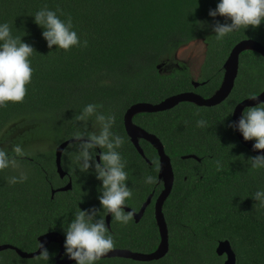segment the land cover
Here are the masks:
<instances>
[{
  "label": "trees",
  "instance_id": "1",
  "mask_svg": "<svg viewBox=\"0 0 264 264\" xmlns=\"http://www.w3.org/2000/svg\"><path fill=\"white\" fill-rule=\"evenodd\" d=\"M217 3L0 0V22H7L12 35L36 51L29 58L33 73L24 100L0 106V139L15 129L22 130L23 137L14 145L23 148L24 155L16 159L28 173L26 181L10 184L8 178L17 175L16 170H0V245L31 253L38 249V238L50 232L61 235L64 243L63 226L71 222L77 208L100 207L97 197L101 182L91 169L89 173L79 170L76 143L68 145L62 156L63 169L73 181L68 191L57 190L66 180L56 172L53 151L22 146L34 138L56 144L75 139V133L84 128L76 116L89 103L102 105L99 110L105 115H114L112 131L124 138L118 151L126 161V183L132 189L125 205L139 209L153 191L156 197L161 189L159 157L145 140H140V146L150 164L134 148L123 124L127 109L139 103L157 104L186 92L208 99L220 88L224 63L237 43L252 40L264 47V24L255 29L241 27L216 40L212 25L225 19H213L208 12ZM44 7L59 10L57 15L62 20L71 17L73 29L87 44L68 51H56L55 46L50 50L32 17ZM197 40L207 46L195 88L189 69L175 59V54ZM263 91L264 58L245 51L239 57L234 88L222 103L200 107L185 102L171 110L133 117L134 124L161 141L174 174L173 188L163 205L169 250L162 259L145 263L223 264L224 256H217L215 249L220 241L227 240L236 255L235 264H264V204L252 198L258 189L264 190V168L251 167L249 159L256 155L228 127L237 104ZM200 118L207 121V127L196 126ZM9 154L15 156L10 150ZM184 156H195L199 161ZM216 161L221 162L220 171ZM146 175L154 177V182L145 183ZM83 188L85 193L81 194ZM85 194L93 200L86 199ZM115 221L113 217L109 229L114 239L112 249L152 253L158 248L160 235L153 204L138 223L132 218L127 224ZM47 250L49 259L40 255L24 259L7 249L0 252V264H56L60 246L54 243ZM128 262L137 263L111 258L99 259L96 264Z\"/></svg>",
  "mask_w": 264,
  "mask_h": 264
},
{
  "label": "clouds",
  "instance_id": "2",
  "mask_svg": "<svg viewBox=\"0 0 264 264\" xmlns=\"http://www.w3.org/2000/svg\"><path fill=\"white\" fill-rule=\"evenodd\" d=\"M57 11L44 7L32 16L33 22L42 29L41 35L47 47L51 50L55 46L56 51H68L73 47L86 45L87 41H81L73 29L71 17L62 20ZM208 15L213 19L218 16L225 19L224 23L217 21L212 25L215 39L222 40L241 27L245 30L250 26L255 29L264 24V0H218L215 9H209ZM33 52L36 51L32 45L12 35L7 22H0V106L24 100L26 86L30 84L33 73L29 59ZM250 100L256 103L246 106L240 118L229 123L228 127L238 131L245 141H254L253 150L259 153L264 150V100H260L255 94H250ZM101 108L102 105L89 103L76 116V120L84 124L83 130L75 133L79 170L89 173L91 169L95 178L101 182V187L97 197L100 207L83 210L78 207L71 222L66 228L63 226L64 255L75 261V264H96L97 260L114 247L113 236L105 222V213L122 224H127L133 215L123 207L132 196V189L126 183V161L118 151L124 138L112 131L115 116L105 115L99 110ZM196 126L205 128L207 121L200 118L196 121ZM97 148L101 150L99 153ZM10 151L15 156L10 155L9 150L0 148V170H16L18 174L10 176L8 183H22L28 179V173L21 168L16 157L24 155L23 148L16 144ZM97 155L99 161L96 159ZM249 161L252 168H264V153ZM216 166L217 171H220L221 162L216 161ZM144 182L151 184L154 177L146 175ZM252 198L264 204V190L258 189ZM38 246L39 255L49 259L47 248L42 243H38Z\"/></svg>",
  "mask_w": 264,
  "mask_h": 264
},
{
  "label": "water",
  "instance_id": "3",
  "mask_svg": "<svg viewBox=\"0 0 264 264\" xmlns=\"http://www.w3.org/2000/svg\"><path fill=\"white\" fill-rule=\"evenodd\" d=\"M245 51H254L259 53L264 58V47L261 46L259 43L252 41V40H243L237 43L233 49L231 50L229 57L224 63V77L221 83L220 88L215 92V94L208 98L204 99L200 95L194 92H186L180 93L177 95H173L171 97L166 98L160 103L157 104H150V103H139L131 106L124 114L123 117V124L126 135L130 139L131 143L133 144L134 148L137 152L142 156L145 157L143 149L140 146V140H145L152 145V147L157 151L159 157V172L158 178L163 181V190L157 197L154 203V218L156 221V225L158 228V232L160 235V243L158 248L152 253H138L133 252L127 249H111L107 252L104 256L100 259H111V258H122V259H129L136 262H151V261H158L162 259L169 250V238H168V226L163 214V205L164 202L169 197L171 190L173 188L174 183V174L171 165L170 158L166 155L164 151L163 144L161 141L153 134L148 133L138 125L133 123V117L140 113H158L164 112L167 110H171L174 107L178 106L181 103H193L200 107H212L222 103L227 97L230 95L234 88L235 80L238 75L239 70V57ZM193 86L195 88L198 87V83L193 81ZM260 100H264V91L258 95ZM256 102L248 99H244L241 101L237 106L234 108L232 113V120L236 121L240 118L242 110L246 106H253ZM236 137L238 141L247 148L252 154L258 155L264 153V150H260L258 153L257 151L253 150V141H245L241 134L238 131H235ZM76 143L75 139H68L61 144H59L55 150L54 158H55V165H56V172L61 179L66 176V172L62 168V156L65 148L70 145ZM183 159L193 158L197 161L199 159L195 156H184ZM97 160L99 161V155L97 156ZM72 187L71 181L64 187L60 188L59 191H68ZM54 195V191L52 192ZM152 196H149L144 204L141 206L138 213L133 212L131 209L123 206L126 212L131 211L134 219L136 222L143 216L146 208L151 203ZM111 215L106 216L107 225H109ZM38 242L42 243L46 248L52 244L57 243L60 246L59 253L56 256V264H73L75 261L69 260L67 257L62 258L64 253V243L61 235L55 232L46 233L41 235L38 238ZM12 249L15 251L21 258L24 259H31L39 256L40 250L39 246L38 249L34 252L28 253L23 252L20 249L10 246V245H0V252ZM216 255L219 257L225 256L223 264H235L236 263V255L231 248L230 243L225 241H220L215 249Z\"/></svg>",
  "mask_w": 264,
  "mask_h": 264
},
{
  "label": "rangeland",
  "instance_id": "4",
  "mask_svg": "<svg viewBox=\"0 0 264 264\" xmlns=\"http://www.w3.org/2000/svg\"><path fill=\"white\" fill-rule=\"evenodd\" d=\"M216 18L217 19H224L223 17H219V16ZM206 46H207L206 43H204L202 40H197V41H194L190 44H187L186 46L181 47L175 54V59L186 65V67L189 69L190 74H191L194 81H198L201 77V67H202L203 62H204ZM21 133H22L21 129H15V131L12 132L11 134H9L7 136H3L0 139V147L4 148L6 150H11V148L15 144V141L18 139H21V137H23ZM58 145L59 144H56L53 141H49L47 139L42 140L41 138H34V140H30V141L22 144V146H24V147H29L30 150L32 149V147H40L39 148L40 151L46 150V151H53L54 153H55V150H56ZM70 171L72 172L74 170L70 169ZM72 185H73V181H72ZM84 193H85V190L83 188V189H81V194H84ZM84 197L86 199L93 200V198L89 194H85ZM128 201H132V200L129 199ZM143 204L144 203H142V205ZM105 221H106V219H105ZM115 224H116V221H115ZM126 264H148V263H145V262L130 263V262H128Z\"/></svg>",
  "mask_w": 264,
  "mask_h": 264
},
{
  "label": "flooded vegetation",
  "instance_id": "5",
  "mask_svg": "<svg viewBox=\"0 0 264 264\" xmlns=\"http://www.w3.org/2000/svg\"><path fill=\"white\" fill-rule=\"evenodd\" d=\"M97 150H98V148H97ZM98 156V155H97ZM142 157V156H141ZM142 158H144L145 159V161L147 162V163H149L150 164V161L148 160V159H146V157H142ZM96 159H97V157H96ZM98 161V160H97ZM55 167H56V165H55ZM62 168H63V164H62ZM64 170V169H63ZM158 170H159V164H158ZM159 172V171H158ZM59 176V175H58ZM158 176V175H157ZM65 178V180H66V183L62 186V187H64V186H66L70 181H71V184H72V179H71V177L67 174V172H66V176L64 177ZM63 178V179H64ZM61 179V178H60ZM62 179V180H63ZM158 184H161V189H160V191L157 193V195H156V197H154V195H155V192L153 191L149 196H152V200H151V203L149 204V205H151V204H153V208H154V203H155V201H156V199H157V197L159 196V194L162 192V190H163V181L162 180H160L159 178H158ZM173 185H174V183H173ZM62 187H60V188H62ZM60 188H58L57 190H59ZM53 192V191H52ZM148 196V197H149ZM147 197V198H148ZM147 198H146V200H147ZM133 200L135 201L136 200V197L135 198H133ZM144 203V202H143ZM125 207H127V208H129V209H131L133 212H135V213H138L139 212V210H140V208H141V206L139 207V209H133V208H131V207H128V206H126V205H124ZM148 208V207H147ZM146 208V209H147ZM145 214V213H144ZM144 214H143V216L139 219V221L138 222H140L141 221V219L144 217ZM106 213H105V219H106ZM132 219L134 220V222L135 223H138V222H136L135 221V219H134V216L132 215ZM112 221H113V217H110V221H109V225H107V223H106V225L108 226V228L110 229V227H111V223H112ZM106 222V221H105ZM52 244H54V243H52ZM55 244H57V243H55ZM51 245V244H50ZM57 245H59V244H57ZM64 257H66L65 255H64V253H63V256H62V258H64ZM224 259H225V256H224ZM55 260H56V258H55Z\"/></svg>",
  "mask_w": 264,
  "mask_h": 264
},
{
  "label": "bare ground",
  "instance_id": "6",
  "mask_svg": "<svg viewBox=\"0 0 264 264\" xmlns=\"http://www.w3.org/2000/svg\"><path fill=\"white\" fill-rule=\"evenodd\" d=\"M146 211V210H145ZM145 213V212H144ZM107 215V214H106Z\"/></svg>",
  "mask_w": 264,
  "mask_h": 264
}]
</instances>
